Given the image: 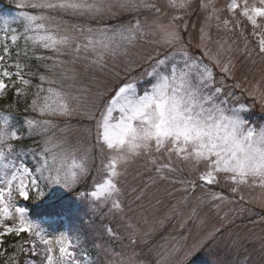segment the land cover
<instances>
[{
    "label": "rangeland",
    "instance_id": "rangeland-1",
    "mask_svg": "<svg viewBox=\"0 0 264 264\" xmlns=\"http://www.w3.org/2000/svg\"><path fill=\"white\" fill-rule=\"evenodd\" d=\"M30 2L35 0H5L4 3H0V17H15L18 21L12 25L17 31L9 32L7 38L4 32L0 31V55H4L5 45L9 52L6 56L8 62L3 61L4 69L0 71L7 70L14 76L18 70L26 68L28 61L24 60L23 53L29 50L48 60L46 65L38 66L39 78L33 76L31 71L30 75L33 76L31 81L23 77L29 81L27 86L22 85L17 78L12 82V85L17 87L15 93L17 91L22 93L18 95L21 101H18L17 106L0 108V117L7 115L15 128L22 129L26 119L29 118L44 119L28 107L35 98L37 86L42 83L41 76L45 79H54L55 90L62 89L73 96H80V89L87 90L86 103L91 107L96 120L101 118L105 102L121 81L133 80L141 91L150 87V77L141 75L143 69H140L139 65H137L138 70L130 74L123 71L126 63L123 56L114 59L105 55L106 67L99 69L91 64L96 53L86 52L83 47L79 53L63 49L62 54H58L35 46L31 42L26 43L23 37L24 23L20 19V13L27 11L29 14H38L39 10L17 9L16 5ZM109 2L116 3V0ZM149 2L155 4L159 12L155 10L129 12L113 8L111 13H106L95 20L87 16L56 12L49 13L57 19L48 23L56 25L59 21H63L68 25L84 24L94 29L116 28L138 17L145 22L146 31L151 29L156 34L138 38L135 46L129 49V58L140 59L147 69L149 61L142 59L144 55L151 53L155 57L158 53L163 55L169 51L167 47H161L156 43L159 38L157 31L159 26L170 25L174 16H183V21L176 23L189 25L187 32L183 33V42L191 54L197 59H203L205 63L210 65L212 63L203 55L200 47V28L203 26L206 37L204 43L209 50L217 54L223 45V51L220 52L221 63L227 62L231 57L232 63L236 66L233 70L235 79H225L220 68H214L217 82H222L225 90L232 93V96L228 97L227 107L243 106L246 111L242 115L249 126L257 129L264 126V110L259 97L254 98L249 95L257 84L260 86V91L264 92V60L255 55L254 51L258 36L252 34L251 24L239 15V10L235 16L228 11L231 0H212L219 20L213 18L207 22L205 17L211 9L200 8V4L207 3V0H192V6L187 10L170 7L169 0H149ZM253 2L254 0H249L250 4ZM224 21H228L227 25ZM72 34L77 38L78 43L81 45L85 43L78 31ZM12 35L18 37L15 43L11 40ZM246 43L248 49L253 51L251 57L243 54ZM36 47L46 50L47 58L40 50H33ZM229 48L231 51H228ZM30 58L29 56L28 60ZM179 60L180 56L177 53L176 61ZM16 65H19V69ZM65 74L69 77L75 76V80L63 79ZM0 79H4L5 82L8 80L6 77ZM236 84L240 87H234ZM43 87L47 90L48 85L45 83ZM28 92L32 94L31 97L28 96ZM41 95L48 93L45 91ZM26 96L29 100L24 103L22 100H25ZM92 101H95L94 105ZM19 106L21 109L18 108ZM47 119L53 122L48 131L43 135L33 136L24 133L22 141L14 142L16 151L9 158L16 164L22 162L30 169H35L39 166L40 153L48 137L52 138L53 144L60 143V148L54 149L56 152H74L77 158L86 155L87 166L90 169L86 180H81L68 189L61 186L47 187L46 181L40 179V188L46 193L45 196L36 198V193L33 191L30 194L33 199L29 201V208L25 206L28 218L39 225L46 238L53 240L55 255H59L56 239L65 237L66 246L70 242L69 251L74 252V256L67 258V264H120L121 260H127L129 257L134 258L135 264H159L160 258L173 249H176V252L169 257L170 264H180L184 253L203 240L208 233L217 229L220 231L216 238L205 241L204 245L189 257L187 264H264V205L257 202L264 198L261 189L241 186L240 192L234 194L231 191L232 185L222 177L220 183L210 190L198 181L202 169L198 170L190 164H183L175 157L173 164L177 171L168 174L167 179H160L154 166L141 157L130 162L126 169L118 166L123 174L118 180L120 193L117 197L122 209L117 210L112 207L110 200L101 203L90 195L95 190V181H101L102 177L106 178L100 170L102 157L96 145L95 121L85 116L82 111L72 117ZM160 162L166 163L167 156H163ZM8 171L10 172L11 169ZM2 172L3 169H0V175ZM33 174L40 176L39 173ZM44 175L47 176L48 173L45 172ZM179 180L196 182L197 186L193 191L189 184L174 182ZM185 188L188 189L187 192L184 191ZM213 192L226 197V200L224 202L213 200L211 196ZM241 195L244 197L243 201L240 200ZM48 205L54 208L40 209ZM109 227L118 234V238L113 239L108 234ZM133 231L136 244L129 242ZM28 239L35 240L37 255L16 253L20 264L25 262L42 264L46 246L34 237ZM0 264H11V261L6 257L0 259Z\"/></svg>",
    "mask_w": 264,
    "mask_h": 264
},
{
    "label": "snow or ice",
    "instance_id": "snow-or-ice-1",
    "mask_svg": "<svg viewBox=\"0 0 264 264\" xmlns=\"http://www.w3.org/2000/svg\"><path fill=\"white\" fill-rule=\"evenodd\" d=\"M169 6L187 10L192 6V0H169ZM17 9L28 8L39 10L38 14H29L21 11L20 19L24 23L23 37L27 42L62 54L63 49L79 53L81 47L84 51L96 53L91 61L99 69L106 67L105 55L112 58L123 56L126 60L123 71L131 73L137 71V65L143 69L142 76L150 77V87L141 91L133 80L125 79L116 86L113 94L105 102L101 118L96 120L91 107L86 103L87 90L80 89V96L55 90L54 79H45L41 76V85L37 86L35 98L28 106L33 113L44 118L36 120L26 119L22 129L15 128L7 115L0 117V257L6 255L4 249L5 237H23L21 243L14 245L15 253H30L36 256L37 244L29 237L39 239L45 245L44 260L42 264H67V258L73 257L74 252L69 251L71 247L65 245V237L55 240L59 245V255L54 254L53 240L46 238L38 224L33 223L27 216V209L18 206L15 202L16 196L24 201L33 199L30 195L33 191L36 198L45 196L44 190L40 188V179L46 181L47 187L61 186L70 189L81 180L89 177L90 169L87 166L86 155L77 158L76 154L67 152H56L60 143L53 144L51 137L44 141V148L40 153L39 166L30 169L23 164H16L11 157L16 151L14 142L22 141L24 133L28 136L43 135L52 126V120L48 117H72L77 112H83L85 116L95 121L96 145L101 154V171L106 178L95 181V190L90 193L101 203L111 201L112 207L122 209L118 200L120 188L119 177L123 174L118 166L126 169L130 162L144 157L147 162L154 166L160 179H167L168 174L177 169L173 164V157L183 164H190L196 169H202L198 181L202 182L210 190L214 185L220 183L221 178L232 185L231 191L240 192L241 186L259 188L264 192V126L257 129L248 125L242 113L246 111L243 106L227 107L228 97L232 93L225 90L222 82L218 83L214 68H220L224 78L235 79V64L231 57L227 62L221 63L220 52L213 54L205 40V28H200V47L203 55L211 61V65L203 59H197L191 54L184 42L183 33L187 32V23L178 24L183 21V16L172 17L170 25H161L158 28L159 38L156 41L161 47H167L168 52L155 57L148 53L142 57L149 61V67L144 68L140 59L129 58V49L135 46L138 38L155 35L151 29H145V22L138 17L127 24H121L116 28L98 27L92 28L84 24L68 25L59 21L56 25L48 22L56 20V16L49 13H63L73 16H87L90 19H98L106 13H111L113 8H119L129 12L153 11L159 12V8L149 0H35L28 4H17ZM201 10L211 9L205 17V21L213 18L219 20L212 0L200 4ZM244 17L253 28V35L258 36L255 55L264 60V0H231L228 11L235 16ZM15 17H0V31L5 38L9 32H16L12 28L17 23ZM228 21H224L227 25ZM63 24V27H61ZM78 31L84 38L85 43L81 45L72 34ZM29 33H32L31 35ZM17 35H12L13 43L17 41ZM231 51V48L228 49ZM179 53L180 60L176 61ZM9 54L7 45L4 46V55H0V69H4L3 61ZM247 57L253 55L247 43L243 49ZM38 59H43L39 57ZM63 63V62H61ZM19 69V65H16ZM55 67V65L53 66ZM119 75V74H117ZM13 74L7 70L0 71V77L12 79ZM15 77L22 85L27 86L28 80L18 70ZM63 79H73L66 74ZM47 84L45 90L43 84ZM8 85L4 79H0V94H3ZM234 87H240L239 84ZM47 91L48 95L41 94ZM17 91V95H21ZM250 96L259 97L262 110H264V92L260 86L254 85ZM95 104V101H92ZM167 156V162L161 163V158ZM58 165V166H57ZM11 169L9 172L8 170ZM39 173L37 177L33 173ZM48 175L45 176L44 173ZM181 184L191 185L193 191L197 186L192 181H174ZM184 191H188L187 188ZM82 195V194H81ZM212 199L224 202L226 197L211 193ZM103 197V200H101ZM243 201V195L240 196ZM264 205V198L257 201ZM131 227V226H129ZM220 230L217 229L207 234L198 244L184 253L180 264H187L189 257L198 251L205 243L216 238ZM108 234L118 238L110 227ZM129 242L136 244L135 232L130 235ZM176 252L163 256L159 264H170L169 257ZM11 264H20L17 255L8 257ZM27 264V262H25ZM120 264H135L134 258L121 260Z\"/></svg>",
    "mask_w": 264,
    "mask_h": 264
},
{
    "label": "trees",
    "instance_id": "trees-1",
    "mask_svg": "<svg viewBox=\"0 0 264 264\" xmlns=\"http://www.w3.org/2000/svg\"><path fill=\"white\" fill-rule=\"evenodd\" d=\"M4 2H5V0H0V3H4ZM33 50H40L41 52H43L45 54V57L47 55V51L46 50L40 49L38 47H36ZM23 56H24L23 57L24 60L28 61V65L26 66V68L19 70L23 74V77H26V79H28L29 81L32 80L33 76L39 78L38 75H37V73L39 72L38 71V66L40 64L46 65L48 63V60H46L45 58L38 59L39 56L37 54H35L34 52H32L31 50L25 51L23 53ZM29 56L31 58L28 60ZM40 57H42V56H40ZM4 62H8V59L5 58ZM30 71H31V73L34 74L33 76L30 75ZM15 79H16V77L14 75V76H12L11 80L8 79L5 82L8 85V87H7L6 91L0 96V108H2L4 106L5 107L6 106H11L12 107V105H16L17 106V104H19L18 101H21L19 99L17 93H15L17 87L12 85V82H14ZM28 96L31 97L32 94L28 92ZM28 96H26L25 100H22V101H24V103L28 102V100H29ZM18 108L21 109V106H19ZM19 115H21V114H19ZM251 121H253V119ZM17 123L19 124V122H17ZM29 201H24L21 198H19L18 196H16V198H15V202L17 203L18 206H21V207H25L26 206L27 208H29ZM48 207H51V205H48L46 207H41L40 209L41 210H45ZM51 208H54V207H51ZM32 211H34V210H32ZM42 212L46 213V212H49V211H42ZM48 214H50V213H48ZM22 239H23V237H21V238H16L14 236L5 237L4 249H6V251H8V252L6 253L5 256L0 257V259L2 260L3 258L9 257L11 255H14V254L16 255L15 250H14V245L16 243H21Z\"/></svg>",
    "mask_w": 264,
    "mask_h": 264
},
{
    "label": "bare ground",
    "instance_id": "bare-ground-1",
    "mask_svg": "<svg viewBox=\"0 0 264 264\" xmlns=\"http://www.w3.org/2000/svg\"><path fill=\"white\" fill-rule=\"evenodd\" d=\"M178 2V1H177Z\"/></svg>",
    "mask_w": 264,
    "mask_h": 264
}]
</instances>
